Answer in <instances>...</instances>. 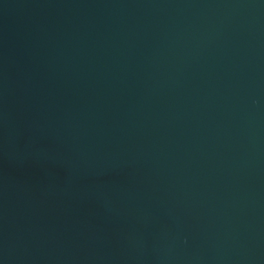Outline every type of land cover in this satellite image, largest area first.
Returning a JSON list of instances; mask_svg holds the SVG:
<instances>
[{
	"label": "water",
	"instance_id": "water-1",
	"mask_svg": "<svg viewBox=\"0 0 264 264\" xmlns=\"http://www.w3.org/2000/svg\"><path fill=\"white\" fill-rule=\"evenodd\" d=\"M0 264H264V0H0Z\"/></svg>",
	"mask_w": 264,
	"mask_h": 264
}]
</instances>
